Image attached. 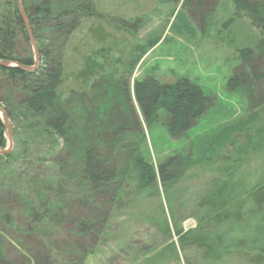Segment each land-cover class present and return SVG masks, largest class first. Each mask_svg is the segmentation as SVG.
<instances>
[{"label": "trees", "instance_id": "trees-1", "mask_svg": "<svg viewBox=\"0 0 264 264\" xmlns=\"http://www.w3.org/2000/svg\"><path fill=\"white\" fill-rule=\"evenodd\" d=\"M228 1L231 10L221 25L231 38L236 24L242 23L247 40L239 50L244 69L230 78L227 87L254 99L249 86L264 80V0ZM190 2L185 0V6ZM18 3L0 0V61L33 67L34 52ZM22 4L40 66L35 72L0 67V102L6 104L2 107L15 125L14 149L0 155V264H116L104 257L98 244L118 228V214L133 210L158 183L170 186L176 171L186 165L182 158H171L156 166L144 156V141L133 132L134 125L116 124L104 130L98 121L100 115L109 119L111 97L134 111L126 85L146 48L137 44L114 59L107 46L112 36L101 23L104 15L96 0H22ZM84 19L85 34L67 48V39L85 26ZM218 24H207L205 35L212 37ZM137 27L138 19L119 18L115 25L117 31L132 34ZM71 65L77 70L68 71ZM133 94L147 128L161 126L175 139L186 135L212 106L203 90L187 78L164 84L146 76L134 80ZM261 100L258 108L218 130L188 160L190 166L214 169L209 189L197 202L196 228L180 230L171 209L178 241L158 250L134 245L139 251L127 254L131 257L124 264H172L190 249L203 264L230 258L264 264V240H225L208 232L259 214L264 233ZM57 105L66 108L58 110ZM7 145L0 118V148ZM146 221L158 223L160 233L171 238L166 217ZM185 264L195 262L186 256Z\"/></svg>", "mask_w": 264, "mask_h": 264}, {"label": "rangeland", "instance_id": "rangeland-1", "mask_svg": "<svg viewBox=\"0 0 264 264\" xmlns=\"http://www.w3.org/2000/svg\"><path fill=\"white\" fill-rule=\"evenodd\" d=\"M34 1L39 3L44 0ZM184 1L96 0L98 12L104 15L101 23L112 36L107 46L114 59L124 57L137 44L146 48L143 59L126 85V97L130 102V108L134 111L130 113L117 98L111 97L109 119L104 120L101 115L98 117L101 127L109 130L115 128L116 124L126 127L134 125L133 132L138 133L141 141L142 139L144 141L142 149L147 160L156 166L171 158H182L186 163L184 167L176 171L175 179L170 186L165 188L158 183L153 191L140 197L133 210L121 211L118 214L115 220L118 228L111 231L108 237L101 239L98 244V249L101 252L104 251V257L107 256L106 258L116 264H124L123 261L131 257V255L126 256L127 254L139 251L137 248L134 250V245L143 246L144 249L158 250L167 242L172 240L177 242L175 223L170 217L171 209L176 226L180 230L183 229L187 233L196 228L200 214L197 202L209 189L214 169L190 166L188 160L190 157H195L198 147L218 130L246 117L259 107L261 99L264 98V80L257 86H249L253 90L254 99L245 92L228 90L230 78L244 69L241 66L243 61L239 60V50L244 47L247 40V31L242 23L236 24L235 35L231 38L229 37L231 32L221 25L230 13V2L228 0H191L185 6ZM20 2L23 7L22 0ZM119 18L138 19V27L133 34L115 29ZM85 22L84 19L81 24L84 25ZM209 23H219L216 30L212 32V37L205 35ZM49 25L51 26L52 23ZM86 28L87 24L81 30L79 29L76 35L73 34L67 39V48L69 44L74 46L82 38ZM61 40L64 41V39ZM73 70L77 68L71 65L68 71ZM151 75L164 84H174L181 78H187L198 85L212 103L206 114L195 121L186 135L180 139L171 138L161 126L147 128L135 101L133 86L134 80ZM0 104L2 109V106H6L2 102ZM99 106L96 108H101ZM64 108H66L64 105H57L58 110H64ZM112 109L117 111L116 114ZM111 115L114 117L112 118ZM95 122L98 126L96 119ZM138 122L141 124L139 128L136 126ZM10 125L13 131L15 125L11 122ZM258 215H248L240 224L212 227L208 232L213 237L225 240L247 237L263 241L264 238L261 235L264 236V233L260 232L261 220ZM165 217L172 228L171 238L164 237L160 233L158 223L154 225L146 221L150 218L161 221ZM184 255L181 254V260L172 264H185L186 256L195 264H203L200 256L193 249H190L186 256ZM217 264H248V262L245 259L230 258Z\"/></svg>", "mask_w": 264, "mask_h": 264}, {"label": "water", "instance_id": "water-1", "mask_svg": "<svg viewBox=\"0 0 264 264\" xmlns=\"http://www.w3.org/2000/svg\"><path fill=\"white\" fill-rule=\"evenodd\" d=\"M19 10H20L21 17L25 23L26 30L28 33V37H29V40L31 42V45H32V48L34 51L35 65L33 67H27V66H20L17 63H11L8 61H0V67H3V68H19V69H22L25 71L35 72L40 66L39 55H38V51H37L35 38L33 36L30 24L28 22L27 16L25 15V12L23 10V7L21 5L20 0H19ZM0 113L2 114L1 119L4 123L5 129L7 132V136H8L7 137L8 138V147L6 149L0 148V155H7V154L11 153V151L13 150V147H14L13 132H12V128H11L7 113L2 108H0Z\"/></svg>", "mask_w": 264, "mask_h": 264}, {"label": "flooded vegetation", "instance_id": "flooded-vegetation-1", "mask_svg": "<svg viewBox=\"0 0 264 264\" xmlns=\"http://www.w3.org/2000/svg\"><path fill=\"white\" fill-rule=\"evenodd\" d=\"M28 34V33H27ZM29 38V37H28ZM36 42V41H35ZM37 46V45H36ZM34 52V51H33Z\"/></svg>", "mask_w": 264, "mask_h": 264}]
</instances>
